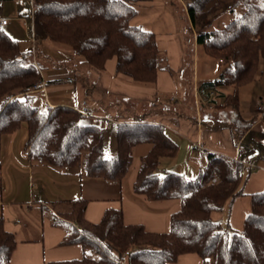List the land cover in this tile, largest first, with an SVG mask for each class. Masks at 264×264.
Returning <instances> with one entry per match:
<instances>
[{
    "label": "trees",
    "instance_id": "1",
    "mask_svg": "<svg viewBox=\"0 0 264 264\" xmlns=\"http://www.w3.org/2000/svg\"><path fill=\"white\" fill-rule=\"evenodd\" d=\"M4 1L0 0V11ZM142 1L147 0H33L45 37L68 45L99 70L115 57L116 73L153 85L158 71L173 73L154 32L130 21L137 13L136 4ZM184 2L191 27L197 30L196 43L221 67L217 77L199 82L197 91L204 95L231 87L227 94L218 91L222 102L217 105L236 111V119L229 125L236 144L252 126L239 113L238 95L239 88L255 76L259 61H264V0ZM225 3L229 10L240 5L241 14L223 26L205 28L206 19ZM2 27L0 144L4 134L19 130L24 123V149L29 158L55 167L78 166L87 176L120 181L132 165L133 148L148 143L149 149L135 169L133 191L151 201H179L164 232L148 231L141 223L126 224L119 206L106 207L98 222H89L84 217L86 199L51 202L52 206L66 205L63 212L49 218L52 225L65 230L61 244H80L82 256L50 264H118L123 257L126 264H169L184 253L197 254L202 264H264V190L251 194L250 212L239 231L221 228L210 216L211 211L222 209L227 200L241 193L238 173L242 161L209 153L195 179L170 169L159 173L161 158L174 156L178 147L161 124L145 122V117L118 124L115 153L105 158L103 128L82 122L80 109L56 104L40 110L33 104L35 93L31 91L43 79L41 68L34 61L24 62L26 53ZM54 81L60 79L48 82ZM260 118L264 120V112ZM15 245L14 233L5 228L0 214V264H11Z\"/></svg>",
    "mask_w": 264,
    "mask_h": 264
},
{
    "label": "crops",
    "instance_id": "2",
    "mask_svg": "<svg viewBox=\"0 0 264 264\" xmlns=\"http://www.w3.org/2000/svg\"><path fill=\"white\" fill-rule=\"evenodd\" d=\"M172 2L171 0H165L164 2L161 0H147L139 4L137 3V13L130 20L132 24L154 32L157 46L165 54L168 65L169 57L167 54L181 53V43L174 30L175 27L170 26L167 31H159L157 30L159 28L156 27L157 25H161L162 19L167 24L168 22L170 24L175 22L169 5ZM143 13L147 14L149 18L141 17ZM150 13L153 14L150 15ZM1 17L6 18L4 16ZM8 24L9 20L5 26ZM158 33L165 36V40L161 41V44L158 41L160 39ZM113 62L115 69L116 59ZM171 65L175 67L176 61L173 60ZM181 65L183 66L182 63L178 66V73H180V68L182 70ZM191 69L193 76L194 68ZM102 72L104 73V69ZM103 73L100 74V82L102 81L101 78L103 79ZM170 76L172 75L170 74ZM125 77L130 79L127 76ZM191 80L193 81V79ZM202 81L206 80H201L200 82ZM107 82L109 81H105L106 85ZM171 84V81L167 83L170 87ZM198 84L199 82L197 81L196 85ZM73 88L76 91L75 95L77 96L78 93L79 98H82L83 102L87 105V101H84L85 96L82 86L75 84ZM216 91H213L215 92L214 95ZM57 92L60 93V91ZM213 92L210 91L208 94L204 93L202 95L197 91L199 97L201 96V102L198 106L200 107L199 110H214L213 107L216 106L214 99L216 98H214ZM216 96L219 97L218 95ZM58 99L54 97L53 100ZM170 99L173 100L174 98L170 97ZM210 100L211 102H209ZM74 101H76V98H74ZM257 104H253L251 109L252 111L254 110L253 112L239 110L241 117L243 119H251L255 116L256 112L258 113L256 110ZM86 105L84 107L87 109ZM199 110L200 121H195L196 129L195 135L191 137L192 144L180 136L181 141H178L179 146L177 143L178 148L175 163L165 164L166 167L164 169L174 170L175 165H181L182 162L188 161L192 165H195L197 167L196 170L198 169L197 171H199L207 163V155L209 153H216L246 163L249 171H245V175L241 178V193L236 195L232 200H227L222 209L214 210L210 213L211 218L218 222L221 228L239 231L243 227L245 217L250 212L251 194L264 190V121L256 119L255 116V121L251 128L235 144L233 143V135L229 125L219 126L220 123L212 118V111H207L206 119L208 121L206 122L207 125H205L202 123L205 112L201 114ZM87 112L89 113L88 109ZM103 114L99 110L95 113L96 116H103ZM143 117H145L143 119H147L149 122L161 124L164 128L165 126H169L180 133L190 135L187 129L192 126L190 125V127L186 123L187 120L185 119L187 118L181 115L171 117L168 114L161 116V118H156L157 116ZM209 124L213 126L210 127ZM25 127L23 123L21 133H17V130L11 134H4L0 144V174L2 179L0 214L4 217L5 228L14 233L16 241L15 248L10 256L11 264H50L52 261L80 258L82 256L81 245L78 243L61 244L65 230L60 225H52L50 223L49 218L53 213V210L49 207L51 202L63 199L79 197L86 199L88 203L84 217L89 222H98L106 207L119 206L123 211V220L126 224L141 223L145 226L146 230L151 232H164L168 229L170 214L179 207L177 199L151 201L143 195L136 194L132 189L135 170L128 177L126 190L122 185L123 178L120 181H108L101 177L87 176L83 173L82 168L78 166L67 168L55 167L44 161L31 159L24 149L26 138ZM205 127L210 128L203 131ZM222 130L227 132V135L220 137L219 133ZM247 138L248 141L244 143V139ZM195 140L197 142H194ZM191 147L205 154V160L200 159L201 157L198 158L197 155L189 156ZM241 151L242 154L240 153ZM29 184L36 186V195L31 194L30 197L25 198L27 200H16L18 195L23 191L24 186ZM169 264H202V261L195 253H184L179 255L176 261Z\"/></svg>",
    "mask_w": 264,
    "mask_h": 264
},
{
    "label": "rangeland",
    "instance_id": "3",
    "mask_svg": "<svg viewBox=\"0 0 264 264\" xmlns=\"http://www.w3.org/2000/svg\"><path fill=\"white\" fill-rule=\"evenodd\" d=\"M161 1L164 2L165 0ZM171 1L173 2L169 5L173 12L174 16H172L175 22L171 24L168 22L167 24L166 21L162 19L161 25H157L156 28H159L157 29L159 31H167L170 26L175 27L174 30L181 43L182 52L171 55L167 54L169 57V67L171 71L174 72L173 76H170L167 70L159 71V73H157L156 83L153 85L133 81L126 78L123 74L116 73L113 62L115 57L106 61L103 73V69L99 70L92 67L81 55L74 53L68 45L45 37L37 21L36 8L33 0L4 1L1 6L0 16L6 17L7 22L9 20V24L3 26L2 29L13 39L17 40L20 49L26 53L24 62L30 63L34 61L41 68L43 79L40 85L31 91L35 93L33 104L40 110H43L47 105L56 104H65L81 110L86 104L83 102L82 98H79L78 93L77 96L75 95L76 91L73 87L75 84L82 86L85 96L84 101H87L86 106L89 111L88 115H84L82 118V122L94 123L103 128V156L105 158H110L115 153V134L118 124L123 120L128 121L143 116H157L156 118H161V116L169 114L171 117L174 115H181L187 118L185 119L187 120L186 123L192 126L187 129L190 135L180 133L169 126H165L164 129L165 133L176 143H178L181 136L192 144L193 141L191 137L195 135L196 129L195 121H200L198 115L200 107L198 106L201 102V96L199 97L197 94L196 82L217 77L221 67L215 59L210 58L204 52L203 48L196 43L195 35L197 30L191 27L184 1ZM252 1L259 2V0ZM241 12L242 7L240 5L234 6L232 10H229L225 3L220 10L206 19L208 27L205 28L223 26L228 21L241 14ZM152 14L153 13H150V15ZM141 17L149 18L145 13H143ZM170 17L168 18L170 19ZM163 35L164 34L161 35V33H158L160 37L158 41L160 44L161 41L165 40V36ZM173 60L176 61L175 67L171 65ZM181 63L183 64V66L181 65L182 70L180 68V73H178V66ZM191 68H194L193 76ZM101 73H103V79L101 78L102 81L100 82ZM58 79H60V81L48 82L49 80ZM191 79H193V81ZM105 81H109L107 85ZM169 81L172 83L171 87L167 85ZM76 89L78 88L76 87ZM222 90H224L223 93L227 94L231 91V87L226 86L218 88L216 94L214 95L213 93L214 98H216L214 99L216 106L211 107H213L214 110H199L201 114L205 112L202 120L203 124L207 125V111L213 112L212 118L220 123L219 126L232 125V120L236 119V111H232L231 107L223 108L217 105H221L222 98L216 95L218 91ZM57 91H60V93ZM238 96L240 98V111L253 112L254 110H251L253 104L263 103L264 105V61H259L255 76L252 80L239 88ZM54 97L59 99L53 100ZM170 97L174 99L171 100ZM74 98H76V101H74ZM209 102H211V100ZM97 110L103 112V116H96L95 113ZM257 111L258 113L256 112L255 114L256 119L264 121L260 118L264 110ZM255 116L246 120L251 121L253 124ZM106 119L114 120L115 124L106 126ZM145 122H149V120L146 119ZM209 126L212 127L213 125L209 124ZM210 127H205L203 131L208 130ZM22 130L23 129L20 128L17 133H21ZM219 135L223 137V135H227V132L222 130ZM244 140V143H246L248 138ZM194 142L197 141L195 140ZM148 149V143H140L133 148L132 165L122 179L124 189H126L128 185V177L132 175L139 164L140 157L146 154ZM190 152L189 156L197 155L198 158L201 157L200 159L204 160L206 158L205 154L200 153L197 149H192V147ZM175 160L176 154L171 157L161 158L157 167V172L161 173L168 163H175ZM175 166L174 170L183 174L187 179H195L197 177V167L188 161ZM244 169L247 171L246 169H248V167L245 165ZM244 175L245 173L240 175V178ZM31 194L36 195V186H32V184L25 185L23 191L18 195L16 200H27L25 198H28V196L30 197ZM54 206H49L53 210V214L63 212L66 209V205L63 203Z\"/></svg>",
    "mask_w": 264,
    "mask_h": 264
},
{
    "label": "built area",
    "instance_id": "4",
    "mask_svg": "<svg viewBox=\"0 0 264 264\" xmlns=\"http://www.w3.org/2000/svg\"><path fill=\"white\" fill-rule=\"evenodd\" d=\"M29 2V1H28ZM27 2V3H28ZM29 4V3H28ZM5 24H7V19L6 18H3V17H1L0 16V27H2V26H4ZM256 108H257V110H260V111H263L264 110V105H263V103H258L257 105H256ZM84 115H86L88 112H87V109L83 106V108L80 110ZM113 124H115V121L114 120H112V119H107L106 120V122H105V125L106 126H111V125H113ZM246 164L245 163H243V167L240 169V171H239V175H243L244 173H245V169H244V166H245ZM128 252H126V254H127ZM122 263V262H121Z\"/></svg>",
    "mask_w": 264,
    "mask_h": 264
},
{
    "label": "bare ground",
    "instance_id": "5",
    "mask_svg": "<svg viewBox=\"0 0 264 264\" xmlns=\"http://www.w3.org/2000/svg\"><path fill=\"white\" fill-rule=\"evenodd\" d=\"M127 252V251H126ZM126 252H125V255H126ZM128 254V253H127ZM122 262V263H121ZM118 264H126L125 262V257H123L122 259L118 260Z\"/></svg>",
    "mask_w": 264,
    "mask_h": 264
}]
</instances>
